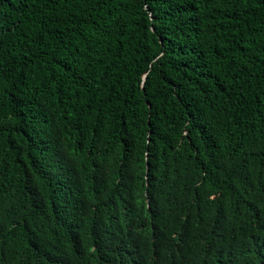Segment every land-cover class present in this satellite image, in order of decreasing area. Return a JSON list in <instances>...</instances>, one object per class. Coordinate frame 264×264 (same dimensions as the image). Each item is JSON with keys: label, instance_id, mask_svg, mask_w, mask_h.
<instances>
[{"label": "trees", "instance_id": "1", "mask_svg": "<svg viewBox=\"0 0 264 264\" xmlns=\"http://www.w3.org/2000/svg\"><path fill=\"white\" fill-rule=\"evenodd\" d=\"M0 264H264V0H0Z\"/></svg>", "mask_w": 264, "mask_h": 264}]
</instances>
